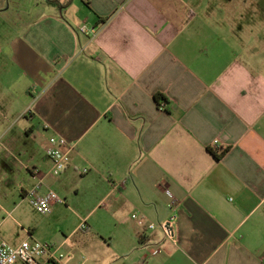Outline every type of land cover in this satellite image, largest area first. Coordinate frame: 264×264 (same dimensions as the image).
<instances>
[{
    "label": "crops",
    "instance_id": "0c3cea01",
    "mask_svg": "<svg viewBox=\"0 0 264 264\" xmlns=\"http://www.w3.org/2000/svg\"><path fill=\"white\" fill-rule=\"evenodd\" d=\"M263 6L0 0V155L30 175L20 194L45 175L53 210L110 250L100 264H264ZM52 137L75 145L61 175Z\"/></svg>",
    "mask_w": 264,
    "mask_h": 264
},
{
    "label": "rangeland",
    "instance_id": "374dc122",
    "mask_svg": "<svg viewBox=\"0 0 264 264\" xmlns=\"http://www.w3.org/2000/svg\"><path fill=\"white\" fill-rule=\"evenodd\" d=\"M30 179L27 171L19 165L14 168L12 161L0 155V235L8 244L17 246L31 233L33 240L58 248L59 264H100L101 256L111 255L108 248L95 243L97 235L90 223L85 220L79 226L81 221L65 205L63 210L59 207L50 215H41L28 200L23 201L20 189L28 187ZM94 243L98 249L91 260L88 251Z\"/></svg>",
    "mask_w": 264,
    "mask_h": 264
},
{
    "label": "built area",
    "instance_id": "2783aa9c",
    "mask_svg": "<svg viewBox=\"0 0 264 264\" xmlns=\"http://www.w3.org/2000/svg\"><path fill=\"white\" fill-rule=\"evenodd\" d=\"M80 33L94 36L96 30L82 26ZM74 151L75 145L68 143L66 139L62 137L50 138L49 148L47 149V157L52 164L50 173L53 175H61L70 163L71 154ZM86 172L85 170L84 173ZM34 175L38 177L39 182L30 190H21L22 200H28L39 214L50 215L55 205L65 204V201L51 189L42 191L45 175L38 170L34 171ZM176 219V216H171L169 221L163 225L167 236L172 237L174 235ZM150 229H155V226L151 225ZM29 237L18 246H12L0 235V264H59L57 257L58 248L55 249L50 244L33 240V234L31 233H29Z\"/></svg>",
    "mask_w": 264,
    "mask_h": 264
},
{
    "label": "trees",
    "instance_id": "16d2710c",
    "mask_svg": "<svg viewBox=\"0 0 264 264\" xmlns=\"http://www.w3.org/2000/svg\"><path fill=\"white\" fill-rule=\"evenodd\" d=\"M49 3H52V4H56L54 3L53 1H48ZM59 5V4H58ZM62 6V5H61ZM160 98V99H159ZM158 100H161V97H158ZM217 159H220L226 151H220V150H217V149H212L210 151Z\"/></svg>",
    "mask_w": 264,
    "mask_h": 264
}]
</instances>
